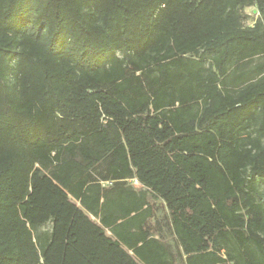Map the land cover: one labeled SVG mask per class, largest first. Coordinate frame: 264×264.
Wrapping results in <instances>:
<instances>
[{
  "label": "trees",
  "instance_id": "1",
  "mask_svg": "<svg viewBox=\"0 0 264 264\" xmlns=\"http://www.w3.org/2000/svg\"><path fill=\"white\" fill-rule=\"evenodd\" d=\"M0 264H264V0H0Z\"/></svg>",
  "mask_w": 264,
  "mask_h": 264
},
{
  "label": "rangeland",
  "instance_id": "2",
  "mask_svg": "<svg viewBox=\"0 0 264 264\" xmlns=\"http://www.w3.org/2000/svg\"><path fill=\"white\" fill-rule=\"evenodd\" d=\"M243 12L248 15V18H247L248 25H253L259 16V11L255 5L246 6ZM130 184L137 189L141 188V183L137 179H131ZM49 227L50 225L47 224L43 226L41 230L48 229ZM166 235H167V241L175 245V238L170 230L166 232Z\"/></svg>",
  "mask_w": 264,
  "mask_h": 264
},
{
  "label": "crops",
  "instance_id": "3",
  "mask_svg": "<svg viewBox=\"0 0 264 264\" xmlns=\"http://www.w3.org/2000/svg\"><path fill=\"white\" fill-rule=\"evenodd\" d=\"M134 179H136V178H134ZM130 180H131V179H130ZM129 182H130V181H129ZM141 186H142V185H141ZM92 218L98 221V219H96L94 216H92Z\"/></svg>",
  "mask_w": 264,
  "mask_h": 264
}]
</instances>
